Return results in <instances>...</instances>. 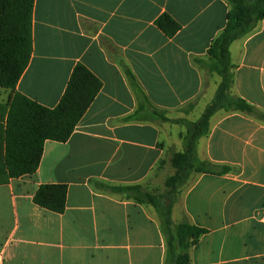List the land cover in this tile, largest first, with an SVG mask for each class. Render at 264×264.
<instances>
[{
	"label": "crops",
	"instance_id": "1",
	"mask_svg": "<svg viewBox=\"0 0 264 264\" xmlns=\"http://www.w3.org/2000/svg\"><path fill=\"white\" fill-rule=\"evenodd\" d=\"M230 8L226 0H34L32 51L15 92L53 109L77 65L101 87L66 142L45 141L33 174L0 185V264H174L178 250L168 248L157 211L111 188L164 193L185 127L155 113L195 122L210 104L220 78L202 62ZM164 15L179 25L171 37L156 24ZM229 52L231 96L264 114V18ZM10 95L0 89V104ZM196 155L228 171L191 175L171 209L174 226L204 230L189 264H264V121L218 111ZM42 185L65 187L62 213L33 203Z\"/></svg>",
	"mask_w": 264,
	"mask_h": 264
},
{
	"label": "trees",
	"instance_id": "2",
	"mask_svg": "<svg viewBox=\"0 0 264 264\" xmlns=\"http://www.w3.org/2000/svg\"><path fill=\"white\" fill-rule=\"evenodd\" d=\"M230 11L222 32L212 42L202 62L209 73L220 78L215 94L195 122L169 120L156 112L160 121L183 125V151L171 158L174 173L165 181V191L149 195L133 188H111L116 193H132L139 202L151 205L158 213L168 248L178 253L174 264H189L188 249L204 230L186 221L171 222V209L180 189L194 174H223L227 167H216L196 155L200 138L208 133L209 120L218 111L242 112L264 121V114L240 98L231 96L233 79L230 45L249 35L257 21L264 18V0H226ZM34 0H0V89L10 90L8 101L0 104V185L33 174L41 159L45 141L66 142L101 87L100 81L81 65L74 67L65 92L57 106L45 108L15 92V86L28 65L31 51V20ZM159 29L173 36L179 25L169 16L160 17ZM192 108L188 105L184 112ZM64 186L42 185L33 195V203L54 213L65 207Z\"/></svg>",
	"mask_w": 264,
	"mask_h": 264
}]
</instances>
